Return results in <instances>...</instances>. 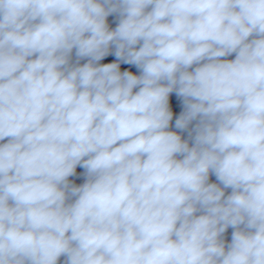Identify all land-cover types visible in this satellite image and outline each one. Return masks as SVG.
Returning a JSON list of instances; mask_svg holds the SVG:
<instances>
[{"label":"clouds","instance_id":"obj_1","mask_svg":"<svg viewBox=\"0 0 264 264\" xmlns=\"http://www.w3.org/2000/svg\"><path fill=\"white\" fill-rule=\"evenodd\" d=\"M0 264H264V0H0Z\"/></svg>","mask_w":264,"mask_h":264}]
</instances>
